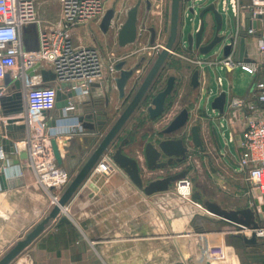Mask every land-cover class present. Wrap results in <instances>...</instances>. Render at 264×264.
Returning <instances> with one entry per match:
<instances>
[{"label": "crops", "instance_id": "0c3cea01", "mask_svg": "<svg viewBox=\"0 0 264 264\" xmlns=\"http://www.w3.org/2000/svg\"><path fill=\"white\" fill-rule=\"evenodd\" d=\"M146 1L142 0L139 9L138 41L122 50L124 55L121 58L128 59L127 67L140 62L143 56L146 57L135 77L129 81L127 88L131 86L136 88L137 81L139 82L143 78L155 56L153 50H142L144 47H149L151 38V33L146 28L153 27L157 30V45L164 46L168 35L171 0H149L151 3L149 7ZM191 3L183 2L181 4L179 28L181 32L185 31L186 21L189 19L191 27L185 32L194 34L199 29L200 21L198 16L194 18L189 14L188 9ZM201 4L204 6L215 4L221 11L220 0H204ZM222 14L228 17L227 22L231 19V23H233L232 14L223 12ZM93 22L100 24V21ZM93 22L86 25L89 26ZM82 27L72 31V37L76 44H84L78 42L76 38L80 30L83 29ZM212 28V17L208 13L205 15L203 43L212 34ZM114 29L117 32V28L114 27ZM246 43L249 53H253L255 40L248 37ZM137 50L140 51L137 52ZM196 54V52L184 49L179 44L165 62L157 82L156 89L160 90L165 86L169 76L176 78L174 90L166 100L164 116L166 115L170 121L182 109L188 110V125L182 132L185 135L186 145L189 147V154L182 163H174L167 169L155 171L153 177H163L184 169L188 171L187 177H189L191 169H202V178L199 185H195L193 191V193L200 194L198 205L178 196L173 190L174 185L167 193L146 196L130 182L123 172L108 177L91 172L62 209L58 218L52 221L44 233L16 258L14 264H161V257L164 254L162 247L167 248L163 249L166 251L171 248L175 254L178 253L182 256L186 251L182 245V243L185 244L184 240L190 239L197 248L202 249L205 234L214 238L215 241L224 242L228 264H239L233 262L234 249H229L226 245V238L231 236L240 240V233L226 236L234 228L219 220L212 221L217 227H222V230L218 228V230H208L206 223L209 219L202 215L206 214L203 207L205 201H212L226 210H237L255 205L256 198L253 195V190L238 164L241 147L238 145L237 138L241 137V127L230 126L225 115L220 116L211 107L214 98L223 91L228 95L227 101L233 96L250 97L251 84L244 91L239 90L235 94L232 91L231 80L235 71L240 69L228 72L223 68L206 66L203 70L198 69L200 84L197 88L193 87L191 78L196 67L190 60L195 58ZM232 55L234 57V53ZM107 77L108 85L93 88V92L88 96L96 103V109L101 108L103 111L106 109L115 118L124 108L127 100L119 97L113 79L109 74ZM218 78L221 79V85H219ZM226 79L230 80L229 88L225 87ZM105 95L109 98L108 108L104 107ZM148 104L149 100L128 121L116 140L118 143L128 137L124 153L139 157L141 161L143 160L142 152L145 142L154 138L155 130L165 127L168 123H165L164 116L151 121L145 111ZM76 116L73 113L66 116L55 115L54 110L48 116L49 121L51 118L57 120V126L54 129L58 132L56 143L62 160L60 167L71 176V179L80 170L100 140L98 139L93 144L91 135L75 134L73 131L80 128V124H69L68 121L75 120ZM194 124L200 125L203 149L194 147L190 143L189 130ZM214 127L217 130L218 138L215 135ZM16 134L18 140L15 142V153L19 159V150H26L24 145L19 143L25 135V130L16 132ZM174 136L179 135L174 134ZM194 153L197 155L195 156ZM191 155L195 160H191ZM24 163L25 161L20 162L18 172L24 183L0 191V258L53 207L52 196L47 189L36 184L35 173ZM15 167L11 164L6 167L10 176L16 173L15 170L13 171ZM61 193L58 192L60 195ZM62 218H66L68 222H61ZM204 219L206 223H204ZM261 226L264 228V219ZM193 240H197V242ZM168 243L169 246H166ZM244 244L246 243L244 242ZM257 246L264 247V240H260L257 245L246 244V248ZM180 261L186 264L189 262L195 264L196 258L190 255L189 259Z\"/></svg>", "mask_w": 264, "mask_h": 264}, {"label": "water", "instance_id": "95a60500", "mask_svg": "<svg viewBox=\"0 0 264 264\" xmlns=\"http://www.w3.org/2000/svg\"><path fill=\"white\" fill-rule=\"evenodd\" d=\"M183 2L191 3L192 0H171L169 28L165 44L160 51L154 53L155 56L150 67L147 69L143 78L139 82L137 81L138 85L135 86V89L134 86L127 88V85L135 77L137 70L141 68L146 57L143 56L140 62L130 67H127L128 59L121 60L116 64L117 75L113 78V82L119 93V97L127 100L124 108L117 117L113 118L106 109L104 111L101 108L96 109V103L93 99H90V95L78 96L77 92L71 89L74 84L64 82L58 85L54 109L55 115L60 114L61 116H66L72 113L77 115L75 120L68 121L69 124H80V128L78 127L73 132L75 134L86 133L91 135L93 144L98 139L100 140L80 170L65 187L59 197L58 203L53 205L52 209L44 218L26 231L20 239L7 249L0 258V264H14L16 258L44 233L50 223L58 218L62 209L83 185L96 164L107 153L111 155L114 164L127 176L130 182L146 196L167 193L171 191L172 186L177 181L187 177L188 171L186 169L163 177H153L155 171L167 169L174 163L180 164L187 158L189 147L186 145L185 135H183L184 129L187 127L189 121V112L187 109H182L169 124L153 132L154 138L146 141L143 146V162L139 157L129 156L124 153V148L129 140L128 137L116 143L119 134L125 128L128 121L144 107L147 100H149V104L145 108V111L151 121H155L164 116L166 100L174 90L176 78L169 76L166 79L165 86L160 90L156 89L157 82L162 74L165 62L179 44L190 52H196V56L198 57H228L234 53L235 60L249 61L246 45L248 35L242 29L237 30L235 24L233 25L231 23V19L227 22V28H224V15L215 4L208 6L196 4L194 7L190 6L188 12L194 18L198 16L200 21L199 29L194 34L186 33L183 30L181 32L179 20L181 4ZM141 4L142 0H137L135 5L127 10L126 18L119 24L117 22L119 12L115 8H108L100 20L99 27L103 33H107L112 27L117 28V43L121 49L133 45L138 41V21ZM146 4L148 7L151 5L149 0L146 1ZM208 13L211 14L213 28L212 34L203 43L205 15ZM146 29L151 33L149 47L153 48L156 46V39L158 37L157 30L153 27ZM34 68L40 70L43 83H55L56 76L51 70L41 68L39 63ZM30 76H34L32 71H30ZM199 77L200 71L196 68L191 78V84L195 88L200 84ZM4 82L6 85L11 82L9 75L5 76ZM106 85L108 83L103 84L104 87ZM93 86L95 87L96 84ZM14 87L16 91L13 94L4 96L0 100L2 116L7 119L4 127L7 136L0 140L1 148L4 151V159L0 160V191L24 183L23 179L18 175V172L20 170V162H24L27 159V153L19 150V159L15 153V142L18 140L16 132H23L25 130V125L22 123L24 120V105L21 82L15 81ZM227 99L228 95L223 91L211 103L212 109L217 111L220 116L225 115ZM108 106L109 98L105 95L104 107L108 108ZM49 114L50 112L44 113V117L47 119L48 132L53 136L51 143L54 157L60 166L62 160L56 139L54 138L58 134L54 129L57 126V120L51 118L49 121ZM63 122L66 123V121ZM200 130L199 124H194L190 128V143L194 147L203 149ZM214 132L218 138L215 127ZM63 133L65 132L63 131ZM174 134H178L179 136H174ZM237 140L238 145L241 147L242 136L238 137ZM9 163L16 166L13 168V171L15 170L16 172H14L15 174L13 176H10V172L6 170V167L10 165ZM253 195L256 198L253 207L237 210H226L212 201H205L203 207L206 214L202 216L209 220L225 222L237 230H251L250 236L241 234L239 237L248 245H257L260 240H264V235L258 234L263 229L261 224L264 219V195H261L258 190H253ZM199 200L200 194L197 192L193 193L192 202L198 204ZM61 222L68 221L66 218H62ZM175 257L172 256V261L170 260L167 264H186L174 259ZM195 264H210V262L204 257Z\"/></svg>", "mask_w": 264, "mask_h": 264}, {"label": "built area", "instance_id": "2783aa9c", "mask_svg": "<svg viewBox=\"0 0 264 264\" xmlns=\"http://www.w3.org/2000/svg\"><path fill=\"white\" fill-rule=\"evenodd\" d=\"M44 1L48 0H0V100L16 91L15 81L21 82L25 135L19 143L26 148L24 165L35 173L36 184L47 189L53 198L52 204L56 205L60 197L58 192L61 193L69 184L71 176L57 164L54 157L44 113L55 109L60 83L74 84L71 89L78 96L89 95L93 88L104 87L108 74L112 79L117 75L115 66L122 58L105 61L96 47L76 44L72 37L74 29L93 21L99 22L111 0H56L58 18L49 27L38 17V5ZM203 1L192 0L191 6ZM220 5L223 13L233 15L236 29L244 30L248 37L255 40L254 52L250 54L247 49L248 62L237 61L233 55L212 58L195 56L190 61L197 69L203 70L206 66L223 68L228 72L240 69L254 77L249 89L250 97L229 98L224 117L230 126L241 127L239 168L252 190L264 195V0H220ZM30 26L36 28L35 49H28L24 39L25 29ZM162 48L161 44H156L153 48L144 47L142 50L156 52ZM37 63L55 74V83L42 82L40 70L34 68ZM6 75L11 80L8 85L4 82ZM218 82L221 85L220 78ZM163 119L167 124L172 120L169 121L166 115ZM6 120L0 107L1 139L7 136L4 130ZM231 138H234L232 134ZM3 159L4 151L0 147V160ZM92 172L108 177L121 170L107 153ZM173 190L182 199L192 202L193 189L189 177L177 181ZM232 231L246 236L252 232ZM258 234L264 235V228ZM207 235L202 241V254L196 257L195 262L205 257L210 264H228L224 242L215 241Z\"/></svg>", "mask_w": 264, "mask_h": 264}, {"label": "rangeland", "instance_id": "374dc122", "mask_svg": "<svg viewBox=\"0 0 264 264\" xmlns=\"http://www.w3.org/2000/svg\"><path fill=\"white\" fill-rule=\"evenodd\" d=\"M137 0H111L109 2L108 7L109 8H115L119 12V21H123L126 18V12L129 10L131 7L135 5ZM41 5V6H40ZM40 5L38 6V17L44 21V25L49 27L51 23H54L59 14V6L56 0H48L41 2ZM41 7V8H40ZM40 8V9H39ZM230 18H232L231 15H229ZM224 18V28H227V18L226 16H223ZM121 21V22H122ZM233 25H234V20L232 18ZM187 28L185 31L187 32L190 30L191 27V21L187 19ZM100 24H97L96 22H93L89 26L82 27L83 29L80 30V32L77 34L76 38L77 41L80 43L88 44L91 46L96 47L100 53L102 54V57L105 59V61H109L110 59L113 58H121L123 54V49L119 48L118 43H117V32L116 29L113 27L110 28V30L107 33H103L102 30L99 27ZM24 39L26 40V45L28 49H35L37 48V43H36V28L35 26H30L25 29V34H24ZM220 74H222L220 72ZM214 77L212 76V79ZM254 77L250 76L246 73L241 72L240 70L235 71V73L232 75V85H233V93L236 94L237 91L242 90L244 91L245 88H247L250 84L253 83ZM229 79L225 80V87L229 88ZM213 83V81H212ZM125 106V105H124ZM121 112V111H120ZM51 138L53 137L51 134H49ZM56 139V136H54ZM195 156L197 155L194 153ZM192 155L190 156V158ZM195 160L193 157L191 160ZM202 169H191L190 171V182L192 184V189L194 191L195 185H199L200 179L202 178ZM196 183V184H195ZM204 215V214H203ZM199 219V218H198ZM197 219V220H198ZM210 221V222H209ZM206 223L208 230H222V227H217L214 221L209 220ZM218 228V229H217ZM229 235L234 234V232L227 233ZM239 235V234H238ZM163 241V240H162ZM194 241V240H193ZM185 244L182 243V245L185 247L186 251L185 254L182 256L175 254L171 248H169L167 251L163 249H167L162 247V252L164 253L162 255L161 259V264H167L172 261V256H176L174 259L177 260H187L190 258V255L194 258L202 254V249L197 248L194 243L190 239H187L186 241L184 240ZM194 242H197L194 241ZM166 243V242H164ZM226 245L232 249H234V254H233V262L234 263H239V264H264V247H254V248H246L240 245V241L238 238L235 237H227L226 238ZM169 246V243L168 245ZM174 249V248H173ZM231 249V250H232ZM176 251V250H175Z\"/></svg>", "mask_w": 264, "mask_h": 264}, {"label": "trees", "instance_id": "16d2710c", "mask_svg": "<svg viewBox=\"0 0 264 264\" xmlns=\"http://www.w3.org/2000/svg\"><path fill=\"white\" fill-rule=\"evenodd\" d=\"M241 240L242 239L240 238V240H239L240 241V245H242L243 247H246V244H244V241L243 240L241 241Z\"/></svg>", "mask_w": 264, "mask_h": 264}, {"label": "flooded vegetation", "instance_id": "af4514ba", "mask_svg": "<svg viewBox=\"0 0 264 264\" xmlns=\"http://www.w3.org/2000/svg\"><path fill=\"white\" fill-rule=\"evenodd\" d=\"M130 56H131V54H130Z\"/></svg>", "mask_w": 264, "mask_h": 264}]
</instances>
